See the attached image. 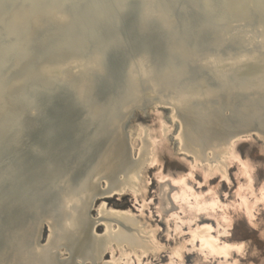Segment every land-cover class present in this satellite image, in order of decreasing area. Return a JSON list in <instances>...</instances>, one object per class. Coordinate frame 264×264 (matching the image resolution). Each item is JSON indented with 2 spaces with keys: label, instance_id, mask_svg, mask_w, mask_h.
I'll return each instance as SVG.
<instances>
[{
  "label": "water",
  "instance_id": "obj_1",
  "mask_svg": "<svg viewBox=\"0 0 264 264\" xmlns=\"http://www.w3.org/2000/svg\"><path fill=\"white\" fill-rule=\"evenodd\" d=\"M263 21L264 0H0V264L16 256L17 264L60 263L36 237L55 219L60 239L77 237L75 210L95 198L87 200L96 180L107 190L128 181L138 166L128 130L136 110L147 119L153 102L173 104L200 149L241 126L264 132V82L247 87L248 66L264 61ZM46 58L59 64L14 76L22 62L32 71ZM230 62L251 75L232 73ZM171 91L179 97L160 95ZM44 210L49 216H39ZM109 238L90 234L88 243L103 249Z\"/></svg>",
  "mask_w": 264,
  "mask_h": 264
},
{
  "label": "bare ground",
  "instance_id": "obj_2",
  "mask_svg": "<svg viewBox=\"0 0 264 264\" xmlns=\"http://www.w3.org/2000/svg\"><path fill=\"white\" fill-rule=\"evenodd\" d=\"M223 18L224 17H222L221 22L224 21L225 18L224 19ZM259 26L262 27V31L259 36L263 38L264 37V21L260 23ZM235 50L239 52V50L237 49ZM75 56L76 55H72V57H75ZM214 57L217 63L223 64L224 60L229 59V52L227 53V58H224L219 55H215ZM232 57H235V55ZM261 60L263 59H260V61ZM58 61H59L58 59L56 60V59L46 58L45 60H43L42 64L39 67H35L32 71L29 70L28 62L24 61L18 65L19 71L14 72V76L17 72L19 73V76H18L19 79H22L21 77H24V76L26 77L29 74H33L36 76L43 75V73L50 72L48 68H52L53 66L59 64ZM227 64H231L229 70L231 69L230 71H232V73L242 74V76H244L245 78L251 74L255 75L249 81L250 83L247 84V87L250 86L249 84L259 85L262 82H264V61L262 62L261 66L258 65L256 62L248 66L247 72L251 73L248 75L247 74L244 75L241 70L237 71L236 68H233V62H230ZM17 81L23 82V80H18V79ZM204 93H206V96H204V99H203L204 101L208 100L209 99L208 97H212V95L209 96L208 91L206 92L197 91L194 96H200V95H203ZM160 95H162V98H164L163 96H165V97L171 98L172 100L173 99L175 100L177 99V97H179L178 96L179 92L177 91L175 92L171 91L168 93L162 92V94ZM164 108L167 109L166 112H164L165 111ZM147 109H148L147 110L148 117L151 118V121H149V124L146 122H140L136 117H134L128 123L129 143H130V150H131L130 153L132 152L134 156L133 159L137 158V161H138V166L132 169L133 172L130 176H128V181L123 180L119 183L118 186H113L114 185L113 183L111 185V183L106 178H104V183L107 186L110 183L111 188L109 187L107 190V188H104L103 183H101V187H99L100 184H97L98 180H96V186L93 188V190L91 191L89 190L90 192L88 194L87 200L90 194L92 195V197L94 196L95 198L93 199L90 198L91 200L89 204L87 201V205L83 206V210L82 209L75 210L76 212H78V214H81L80 216L76 214V216L77 215L79 216V218H77L76 220L77 227L79 228V234L77 235V237L72 238L69 236V238H65L63 240L60 239L59 235L57 236L55 234V228L58 225L57 219H55L54 222L48 219L51 222V223H48V227H49V231H51V233L53 232L52 236H51V233L49 234V231H47L46 227L44 226L43 234L45 231L46 233L45 236L44 237L42 236L41 238L39 236L36 237L37 246H40L37 248L46 247L48 244L51 243L52 244L51 248H56L57 249L56 254L60 256V259H62L60 260V263H56V262L53 263L49 260L50 261L49 264H100V262L103 261L107 257L110 259V262L107 261L108 263L105 262V264H116L117 262L119 264H152V260L149 261V258H146V260L143 261L142 257L135 255V252L136 253L137 251L143 252L145 249L149 248L150 246L149 241H151L150 239L152 238L150 237V234H148L150 226L148 225L149 228L145 227L148 230V231L146 230L148 235L146 234V236H142L140 234V228L137 226V224L140 225L141 222H138L139 220L137 221L136 219L135 221L133 220L134 218L132 216L133 213L130 214L129 213L130 211L128 212L126 209H122V210L112 209L107 201L111 198L122 199L125 196H128L131 198V203H133L137 211H140L141 208L145 207L144 206L146 205L145 200H142L143 201L142 204L140 203V199H142V195H143V192H142V195L139 196L140 191L138 189L140 187L139 179L142 176V175L140 176V172L143 168V165L146 163V162L144 163V161L147 160V162H149L148 160L152 158L151 156L153 154L150 155V153L153 152V149L156 150L157 152L159 151L157 149L158 146L160 147L161 145H164L162 153L160 151H159L160 153L159 152L157 153L159 156L166 158L169 162H172L178 166H181L184 170H187V169L190 170L191 177L195 173L194 171L198 169L196 164H199L200 160L203 161L204 163L207 162L208 164L213 163L215 165L214 174H216L217 172L218 175H220L219 173L222 170L223 163L225 162L226 158H228L229 154L232 151V144L235 143V142L234 143L232 142L234 140L244 142L243 145L252 146L256 148V146L258 145L256 144L255 146L252 143L253 141H255L253 137L256 136L257 139H259L260 144H261L259 145L260 147L257 152L260 156L264 157V132L257 129L253 124L238 127L237 129H235L233 132H230V133H224L223 135L219 134L220 135V136L218 135L219 137H217V135L215 137L211 136L213 139H215L214 146H209L206 149H200L198 147H192V145H190L187 139L185 138V135L183 134L184 132L183 131L184 130L183 120L180 114L177 113V111L173 112L174 111L173 104L169 102L155 101L149 106H147ZM136 112L142 113L143 111L141 109H138L136 110ZM151 126H153L154 130L156 131V137L155 139L152 138V140L148 132ZM36 130L37 129L33 130L32 132L33 136ZM169 132L171 133V137L167 136ZM171 140L174 142L173 147H171V145H173V143L172 144L170 143ZM115 141H117V144L115 145L116 146V157L120 158L122 156V152L124 149L123 148L124 140L120 135V137L115 139ZM172 148L174 149V151L172 150ZM141 152H142V155L139 157V154ZM231 159L233 158L231 157ZM228 161H230V159ZM150 162H152V160ZM155 163L156 162L154 161L153 165ZM226 163H230V162L226 161ZM240 165L238 166L240 167L238 173H240V176L243 177V178L241 177V180H243L244 183L240 182L236 190V194L238 195L239 199H237L238 204H235L236 206L233 209L234 210L236 209L235 211L237 213L236 215H240L239 211L237 212V209L238 208L241 209L243 213L245 214V216L247 217V219L251 220V218L253 217L254 206L258 202H262V206L264 207V182H263V185L259 187L257 191L254 192L253 187H252L253 183L251 184V180H252L250 178L251 175L249 174V170H248L250 168L247 169L245 165H241V166ZM250 166L252 165L250 164ZM206 167L207 169H209L208 165L205 166V169ZM199 169L202 170V168H199ZM204 174H205V171H204ZM154 179H155L156 184L158 185L157 187H159V192H160L159 193L160 203L158 204V208L163 210L166 214L165 215L166 218L162 216L160 218H163L166 223L170 222L171 224L172 222L171 225L174 226V229L173 230L171 229L172 231L169 233L170 235H172V233H181L182 226L185 224L187 225V228H189L190 230L189 232H186V233H189L188 234L189 236L186 242L190 244L194 243V248L196 250L195 257H194V259H196L195 264H231L233 259H229V257L233 256L234 253L237 255H242V253H240V250H237L236 246H238V243L233 244L232 242L231 244L229 243L230 245L225 243V241L228 242V238L224 236L223 234H221L222 232L221 230H224L225 228L224 227L223 229H221L223 225L227 227L229 226L231 227L233 224L231 213H233L232 211L234 210L231 211L229 209V205L231 204L221 203L214 196H211L208 198L202 197L200 194L195 192L190 187V185L186 182L187 180L185 181L184 174L177 176L171 173H166L165 170L159 169L156 172H154ZM141 182L142 180L140 181V183ZM197 185L201 186L199 182L197 183ZM65 194L66 195L64 196L65 197V201H64L65 212L64 213H66L68 209H72L71 208L72 205L68 206V203L73 201V199L71 200L70 197H74V192L70 188L65 192ZM210 195H212V193ZM248 196H253V199L249 201ZM134 202H137L138 204L135 205ZM87 206L89 207L86 210ZM179 209L182 210V213L184 214L188 210L191 212V215L187 216L188 214L187 215L185 214L184 216H181V213L178 212ZM90 210L92 213H94L93 217H96L95 219L97 220V222H95L94 221L95 219H92L89 216ZM84 211H85V218L84 217L81 218ZM200 214L202 215L201 217H199ZM39 216H49V212L44 210ZM113 216L122 218L123 221L122 220L121 221L124 223V225L120 224L118 221L113 219L114 218ZM216 216H219L220 219H218V217ZM214 217L216 220L214 219ZM199 219H201L202 222H212L211 220L214 219L218 227H221V228L220 229L217 228V231L213 229L215 233L214 235H211L210 234L211 231L209 230L211 229V225L201 224L202 222L199 221ZM52 224L54 225L53 227H52ZM194 226L195 228H193ZM97 227L100 228L99 229L100 234H97V232L95 231V228ZM226 229L224 231H226ZM146 231H143V232L146 233ZM154 233L156 232H153V234ZM90 234H92L97 239L103 238L105 235H109L110 238L108 239L107 242H105L103 249L101 248L99 242L97 243L96 247L92 249V247L88 243ZM177 236L178 235H176V237ZM144 237H147V239H144ZM47 239H48V242L44 246L43 243ZM219 239L220 240L224 239V242H220ZM262 239L264 240V237ZM186 242H184L183 249L190 251L191 248H187ZM178 244H180V242ZM180 245L182 246V243ZM226 245L228 247H226ZM239 245H243V243ZM175 246L174 248L170 249L168 254L165 251L166 254L168 255V258L164 264H186L185 260L181 259L182 258L181 255L183 251H181L180 248L179 249L176 248V247H179L178 245L176 247ZM166 249H168V247ZM66 252H68L67 257L63 256L67 254ZM147 253H149L148 250H147ZM157 253L159 255V252ZM152 254H153L152 256H154L155 258H158L156 256V252L155 254L152 252ZM19 258L20 256H16V258L13 259L12 261L4 260L2 264H17V262L19 261L18 260ZM36 259H37V264L43 263L41 257L35 258V260ZM93 259H95L97 263H95L96 261L94 262ZM236 260L237 259H235V261ZM103 264H104V261H103ZM235 264H238V263H235Z\"/></svg>",
  "mask_w": 264,
  "mask_h": 264
},
{
  "label": "rangeland",
  "instance_id": "obj_3",
  "mask_svg": "<svg viewBox=\"0 0 264 264\" xmlns=\"http://www.w3.org/2000/svg\"><path fill=\"white\" fill-rule=\"evenodd\" d=\"M161 112H163V111H161ZM134 117H136L140 122H146L148 124H149V121H151V118H149V117L147 119H142L139 116V113H137V112L135 113ZM152 127L153 126H151L149 128V131H148L151 140H152V138L155 139V137H156V131L154 130V127L153 128ZM167 136L171 137V133L169 132L167 134ZM253 139L256 142L253 141L252 143L255 146H256V144L258 145V146H256V148L258 147L257 149L252 147V146L243 145L244 142H241L238 140L237 141L234 140L232 142V143L235 142L234 144H232L231 153H233V154L230 153L231 155L229 154L228 158L231 156L233 159H231V157H230L229 158L230 161H228L229 159L226 158L225 162L223 163L222 170L219 173L220 175L222 174L221 176L218 175L217 172H216V174H214L215 173V171H214L215 165L213 163L208 164L207 162L204 163L203 161L200 160L199 164H196L198 169L194 171L195 173L192 175V177H193L192 178L191 174H190V170H188V169L184 170L181 166H178L175 163L169 162L166 158H163L162 156H159L157 154L159 151L162 153L164 145L160 146L161 149L159 146L157 147V149L159 150L158 152L153 149V152L150 153V155L153 154L151 156L152 158L150 157L151 159L148 160L149 162H147V160L144 161V163L146 162L147 164L145 163L146 166H145V164L143 165V168L140 172V176L141 175L142 176L140 177L139 180L140 181L142 180V182H141L142 184L139 181V184H140L139 186L141 187V189H140V187L138 188L140 191L139 196H141L142 192H143L142 199H140V203L141 204L143 203L142 200H145V203H146V205H144L145 207L141 208V210H140L141 212L137 211L134 205H133L134 209H131L129 207V199L131 202V198L130 197L128 198V196H125L122 199L111 198L107 201L112 209H120V210L126 209L128 212L130 211L129 212L130 214L133 213L132 214V216L134 217L133 220L135 221V219H136L137 221L139 220L138 222H141L140 223L141 227L137 223L136 224L140 228V234L142 236H146L147 231H148L146 228H149V226H150L148 234H150V237H152V238L150 239L151 241H149V243H150L149 248L145 249L143 252L137 251V253L135 252V255L142 257L143 261H145L146 258H149V261L152 260V264H164L168 258L167 254L169 253L170 249L174 248V246L176 244L179 246L182 243V246L181 245L179 247H176L177 245L175 246L177 249L180 248V250L183 251L182 255H181V257H182L181 259L185 260L186 264H195L196 259H194V257H195L196 250L194 248V243L190 244V243L186 242L188 239V236H189L188 235L189 233H186V232H189V230H190L189 228H187V225L185 224L182 226L181 229L183 232L180 230L181 233H172V235H170L169 233L174 229V226L171 225L172 222H171V224H170V222L166 223L163 218H160L161 216L166 218V216H165L166 214L163 210L158 208V204L160 203L159 202L160 201V195H159L160 192H159V187H157L158 185L156 184L155 179H154V172L161 169V170H165L166 173H171V174L177 175V176L184 174L185 181L187 180L186 182L190 185V187L195 192L200 194L202 197L208 198V197L214 196L221 203L231 204V205H229V209L232 211V210H234L233 208H235V206H236L235 204H238L237 199H239L238 195L236 194V190H237L240 182L244 183V181L241 180L242 176H240V173H238L239 168H240L238 166L240 164L245 165L247 169L250 168L248 170H249V174L251 175L250 176V178L252 179L251 184L253 183L252 187H253L254 192L257 191V189L259 187H261L263 185V182H264V157L260 156L257 152L259 147H260L259 145H261V144H260L259 139H257L256 136H254ZM170 143L171 144L173 143V145H171V147H173L174 142L171 140ZM172 150L174 151L173 148H172ZM151 160H152V162H150ZM154 161L156 163L153 165ZM226 161L230 162V163H226ZM237 162H239V163H237ZM248 164H249V166L251 164L253 167L252 166L249 167ZM207 165L209 166L208 167L209 169H207V167L205 169V166H207ZM198 166H200V167H198ZM203 167H204V169H203ZM199 168H202V170ZM204 171H205L206 175L204 174ZM198 182H199V184H201V186L197 185ZM211 193H212V195H210ZM248 198H249V201H251L253 199V196H248ZM235 211H236V209L234 211H232L233 213H231V218L233 219V222H232L233 224L231 227L230 226L227 227L224 225L222 226V228L218 227V225L215 221L216 220L215 217H214L215 220L214 219L211 220L212 222H202L201 219H199V221L202 222L201 224L211 225V229H209L211 231V233H210L211 235H214L215 231H217V228L223 229L225 227L224 230L227 228L226 230H228L227 232L229 233V235H225L224 234L225 231L221 230L222 231L221 234H223L224 236H226L228 238V242L225 241V243L231 244L233 242V244L238 243V245L243 243V246H244L243 249L242 248L239 249L240 253H242V255H237L234 253L233 256L229 257V259H233L231 264H235V263H238V264H264V240L262 239L264 237V207L262 206V202H258L254 206L253 217L251 218V220L247 219V217L245 216V214L243 213V211L241 209H239V208L237 209V212L239 211L240 215H236L237 213ZM178 212L181 213V216H184L185 214L186 215L188 214L187 216L191 215V212L188 210H187V212H185V214L182 213V210H180V209L178 210ZM90 213L92 215H94V213H92V212H90ZM201 216L202 215L200 214L199 217H201ZM216 217H218V219H220L219 216H216ZM95 218L96 217H92V219H95ZM94 221L97 222L96 219ZM222 224H224V223H222ZM193 228H195V226ZM99 229L100 228H98V227L95 228V231L97 232V234H100ZM213 229H215V231ZM143 231H146V233ZM153 232H156V233H154L156 235H154ZM45 234L46 233L44 231L43 237L45 236ZM176 235H178V236L176 237ZM144 239H147V237H144ZM179 242H180V244H178ZM184 242H186L187 248H191L192 251L191 250L187 251L186 249H183L184 248L183 247ZM220 242H224V239H221ZM158 243H159V245H158ZM161 247H163V248H161ZM167 247L169 250L166 249ZM181 247H182V249H181ZM147 250L149 253H147ZM151 251L154 254L156 252V256L158 258H155L154 256H152L153 254ZM165 251L167 252V254ZM150 252H151V254H150ZM157 252H159V255ZM183 254H185V255H183ZM145 255H147V256H145ZM63 256H66V254ZM235 259H237L238 262H237V260L235 261ZM103 261L105 264V262L108 263L107 261L110 262V259L107 257ZM103 261H101L100 264L101 263L103 264ZM214 262H212V263H214Z\"/></svg>",
  "mask_w": 264,
  "mask_h": 264
},
{
  "label": "snow or ice",
  "instance_id": "obj_4",
  "mask_svg": "<svg viewBox=\"0 0 264 264\" xmlns=\"http://www.w3.org/2000/svg\"><path fill=\"white\" fill-rule=\"evenodd\" d=\"M225 235H229V233L227 232V230L225 231V233H224ZM226 247H228L227 245H226ZM237 247V250H239L240 248H243V245H238V246H236Z\"/></svg>",
  "mask_w": 264,
  "mask_h": 264
}]
</instances>
